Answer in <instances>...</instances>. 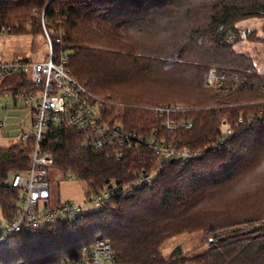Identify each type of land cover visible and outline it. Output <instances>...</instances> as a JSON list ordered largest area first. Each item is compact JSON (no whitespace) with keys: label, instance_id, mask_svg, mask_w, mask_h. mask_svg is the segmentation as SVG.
<instances>
[{"label":"trees","instance_id":"16d2710c","mask_svg":"<svg viewBox=\"0 0 264 264\" xmlns=\"http://www.w3.org/2000/svg\"><path fill=\"white\" fill-rule=\"evenodd\" d=\"M182 1L0 0V38L47 30L54 59L68 57L81 87L110 97L106 116L120 115L112 122L177 152L162 174L139 186L144 174L162 166L148 144L131 147L122 159L97 156L81 147L79 132L51 124L45 143L54 156L52 170L75 175L86 197L116 179L131 186V194L121 193L76 222L48 225L36 238L10 235L0 247V264L59 263L79 257L99 237L111 242L119 264H264V72L231 40H240L242 21L264 18V0ZM258 36L249 30L246 37ZM211 78L222 79V87L208 84ZM38 89L28 71L0 69V95H12L15 104L24 105L17 97ZM180 104L185 109L160 111ZM224 118L235 131L227 150L179 156L184 148L213 146ZM166 121L183 126L171 132ZM20 141L0 147V212L9 219L19 212L21 192L8 181L31 168L35 148V138ZM194 232L208 237L204 251L165 255L171 239Z\"/></svg>","mask_w":264,"mask_h":264},{"label":"built area","instance_id":"2783aa9c","mask_svg":"<svg viewBox=\"0 0 264 264\" xmlns=\"http://www.w3.org/2000/svg\"><path fill=\"white\" fill-rule=\"evenodd\" d=\"M45 36L50 46L49 60L30 61L25 65L0 61V69L16 67L31 71L29 76L34 85L39 88L36 93L29 96L17 97L18 101L24 103L32 113V130L21 132L18 138L23 142L35 138V148L31 153V168L23 172H14L8 181L9 185L20 189L19 212L13 219L2 216L0 247L14 233H23L25 238H36L48 225L65 221L76 222L78 218L86 214L83 211L85 206L98 210L121 193L127 197L131 194V186L123 187L120 180L116 179L109 182L104 189L86 197L82 205L65 202L51 206L49 169L54 164V156L45 143L51 124L79 132L82 135L81 147L91 150L97 156L122 159L131 147L148 144L158 156L162 166L152 174H144L140 178L139 186L158 177L163 172V165H169L174 162L173 158L176 159L177 152L165 141L151 140V137L130 131L117 121L112 122L114 117L106 116V101L88 93L80 86L67 67L68 57H63L60 61L54 59L51 33L46 30ZM57 42H60V39H57ZM215 80L217 82V79ZM218 80L219 82L215 84L220 89L223 82L222 79ZM178 109L180 107L172 105L161 108L160 111ZM240 122H242L241 118ZM221 125L222 136L213 146L202 151L184 148L179 156L188 160L203 155L208 150L228 149L229 140L234 136L235 131L227 118L223 119ZM179 126H183V123L171 121L164 123V127L169 131H174ZM4 127L5 124L0 123V128ZM45 264H119V258L111 242L99 237L94 243L83 246L79 257L64 258L59 263L47 262Z\"/></svg>","mask_w":264,"mask_h":264},{"label":"rangeland","instance_id":"374dc122","mask_svg":"<svg viewBox=\"0 0 264 264\" xmlns=\"http://www.w3.org/2000/svg\"><path fill=\"white\" fill-rule=\"evenodd\" d=\"M186 3L182 1L181 4ZM179 3L173 8L178 7ZM172 9V15H173ZM181 10H176V14H180ZM180 19L187 22L188 17L181 14ZM162 24V23H161ZM240 40H236V35L231 36V40H235V50L238 52L246 53L253 59L257 68L264 72V18L248 19L242 21L238 25ZM250 31H256L259 40H250L247 38V34ZM0 46L3 52H7V59L12 60L14 57L27 58L32 62L49 60L50 46L45 36L42 35H4L0 38ZM31 71H29L30 73ZM210 82L218 83L219 80L211 78ZM109 96L102 97L101 99L109 103ZM108 105V104H107ZM180 107L182 110L185 106L174 105ZM119 112H111L112 116L120 120ZM228 119V118H227ZM6 123L5 128H0V146H11L15 144H21L18 136L23 131L32 130V115L29 109L25 108L23 104L17 102L12 95H0V122ZM229 121V120H228ZM231 123V122H230ZM222 124V121H221ZM220 124V132L222 125ZM232 124V123H231ZM2 129V130H1ZM167 129V128H166ZM234 130V126L232 125ZM172 132V131H171ZM229 148V147H228ZM227 150V149H226ZM217 151V150H215ZM225 151V150H219ZM49 181L51 187V206H57L65 202L84 204L86 201L85 192L87 191L86 185L79 181L75 175H64L49 169ZM94 207L83 208V211L87 214L92 211H96ZM0 221L2 222V216L0 212ZM4 224V223H3ZM210 237V236H209ZM178 245L182 246L183 252L181 255H193L204 251L208 247V237L202 232H194L185 234L171 239L165 247V255L170 256ZM178 257V256H174ZM173 258V257H170Z\"/></svg>","mask_w":264,"mask_h":264},{"label":"water","instance_id":"95a60500","mask_svg":"<svg viewBox=\"0 0 264 264\" xmlns=\"http://www.w3.org/2000/svg\"><path fill=\"white\" fill-rule=\"evenodd\" d=\"M175 158L172 159V161H174ZM183 249L181 245H178L177 248L173 251V253L170 255V257H174V256H179L180 254H182Z\"/></svg>","mask_w":264,"mask_h":264},{"label":"crops","instance_id":"0c3cea01","mask_svg":"<svg viewBox=\"0 0 264 264\" xmlns=\"http://www.w3.org/2000/svg\"><path fill=\"white\" fill-rule=\"evenodd\" d=\"M7 52L5 51V52H3L2 51V48H1V46H0V59H2V60H8L7 58ZM18 57H20V56H18ZM15 58V57H14ZM42 61H47V60H42ZM37 62H41V61H37ZM2 130V129H1ZM0 147H2V146H0Z\"/></svg>","mask_w":264,"mask_h":264}]
</instances>
